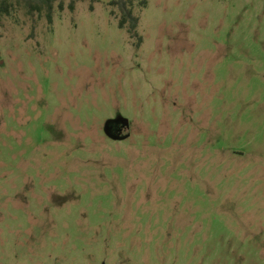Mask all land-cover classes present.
I'll list each match as a JSON object with an SVG mask.
<instances>
[{
  "label": "rangeland",
  "instance_id": "rangeland-1",
  "mask_svg": "<svg viewBox=\"0 0 264 264\" xmlns=\"http://www.w3.org/2000/svg\"><path fill=\"white\" fill-rule=\"evenodd\" d=\"M116 2L0 8V264H264V0Z\"/></svg>",
  "mask_w": 264,
  "mask_h": 264
},
{
  "label": "trees",
  "instance_id": "trees-1",
  "mask_svg": "<svg viewBox=\"0 0 264 264\" xmlns=\"http://www.w3.org/2000/svg\"><path fill=\"white\" fill-rule=\"evenodd\" d=\"M14 0H1V12L8 13L10 10L11 2ZM31 9L32 12H42L43 9L47 8V18L50 23L53 22V10L54 3L59 0H22ZM137 0H117L118 6L122 12L121 27H124L128 23L130 24V30L133 32L137 29L139 19L134 15V6ZM72 11L75 10V2L70 5Z\"/></svg>",
  "mask_w": 264,
  "mask_h": 264
},
{
  "label": "water",
  "instance_id": "water-1",
  "mask_svg": "<svg viewBox=\"0 0 264 264\" xmlns=\"http://www.w3.org/2000/svg\"><path fill=\"white\" fill-rule=\"evenodd\" d=\"M114 123H121L123 126H126V127L130 126V121L128 119L119 118L117 120H111L107 123V126H106V132L109 134V136L111 135L110 131L113 130L112 125Z\"/></svg>",
  "mask_w": 264,
  "mask_h": 264
},
{
  "label": "flooded vegetation",
  "instance_id": "flooded-vegetation-1",
  "mask_svg": "<svg viewBox=\"0 0 264 264\" xmlns=\"http://www.w3.org/2000/svg\"><path fill=\"white\" fill-rule=\"evenodd\" d=\"M121 125H122L121 123H114V124L112 125L113 130L110 131L111 136H113L114 138H118V139H119V136H118L117 134H115L114 131H115L116 129L120 128Z\"/></svg>",
  "mask_w": 264,
  "mask_h": 264
}]
</instances>
